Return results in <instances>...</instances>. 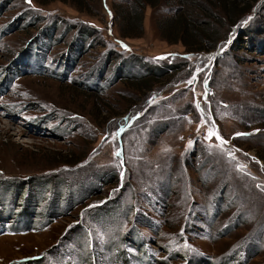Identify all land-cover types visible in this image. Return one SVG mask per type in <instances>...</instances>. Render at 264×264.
Here are the masks:
<instances>
[{"label": "rangeland", "instance_id": "obj_1", "mask_svg": "<svg viewBox=\"0 0 264 264\" xmlns=\"http://www.w3.org/2000/svg\"><path fill=\"white\" fill-rule=\"evenodd\" d=\"M129 1L0 0V264H264V0L193 53Z\"/></svg>", "mask_w": 264, "mask_h": 264}, {"label": "trees", "instance_id": "obj_2", "mask_svg": "<svg viewBox=\"0 0 264 264\" xmlns=\"http://www.w3.org/2000/svg\"><path fill=\"white\" fill-rule=\"evenodd\" d=\"M160 2L162 0H130L127 7L117 8L122 37L139 36L145 6L156 8ZM177 3L179 7L174 11V16L164 21L167 30L162 35L171 44L181 43L189 53L208 52L215 48L217 42L208 46L213 41V33L209 32L211 23L225 18L230 26H235L241 20L240 17L249 12L239 0H179ZM200 17L213 22H205ZM166 68L172 72L175 65L170 64Z\"/></svg>", "mask_w": 264, "mask_h": 264}, {"label": "built area", "instance_id": "obj_3", "mask_svg": "<svg viewBox=\"0 0 264 264\" xmlns=\"http://www.w3.org/2000/svg\"><path fill=\"white\" fill-rule=\"evenodd\" d=\"M209 133H215L214 137H215V140H217V142H220V143H225V141H222V139L216 134L215 131H211ZM209 136V134H207V137Z\"/></svg>", "mask_w": 264, "mask_h": 264}, {"label": "snow or ice", "instance_id": "obj_4", "mask_svg": "<svg viewBox=\"0 0 264 264\" xmlns=\"http://www.w3.org/2000/svg\"><path fill=\"white\" fill-rule=\"evenodd\" d=\"M164 57H160L158 59H163ZM189 83H191V81H189ZM215 135V133H209V136ZM239 135V134H238ZM116 155H119V153H116Z\"/></svg>", "mask_w": 264, "mask_h": 264}]
</instances>
